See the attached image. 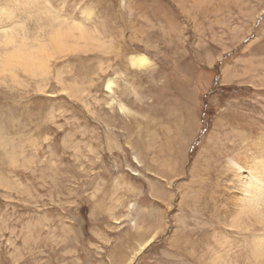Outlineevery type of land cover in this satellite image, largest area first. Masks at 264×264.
<instances>
[{
    "label": "rangeland",
    "instance_id": "obj_1",
    "mask_svg": "<svg viewBox=\"0 0 264 264\" xmlns=\"http://www.w3.org/2000/svg\"><path fill=\"white\" fill-rule=\"evenodd\" d=\"M12 27L44 67L0 71V264H259L227 211L264 156V0H0Z\"/></svg>",
    "mask_w": 264,
    "mask_h": 264
},
{
    "label": "bare ground",
    "instance_id": "obj_2",
    "mask_svg": "<svg viewBox=\"0 0 264 264\" xmlns=\"http://www.w3.org/2000/svg\"><path fill=\"white\" fill-rule=\"evenodd\" d=\"M36 1V0H35ZM193 3L195 4H200L202 3L203 0H192ZM205 1V0H204ZM201 7V6H200ZM32 14V13H31ZM46 15V14H45ZM87 15H90L89 13H87ZM48 17V16H47ZM85 17V16H84ZM59 21V20H58ZM62 21V20H61ZM64 23V20L62 21ZM66 22V21H65ZM53 23V21H52ZM68 23V22H66ZM23 26V25H22ZM48 26V25H47ZM74 27H78L77 30H79V38L81 39H86L87 37H90V36H87L85 38V32H87V27H86V30L84 28V26L82 25H79V24H74ZM62 28V27H61ZM60 28V30H61ZM64 28V27H63ZM67 28V26H66ZM23 29V28H22ZM69 29V28H67ZM59 30V31H60ZM15 30H13V27L12 29L9 31H4V33H2V36H5L6 38L2 39L1 40V44L5 46L4 50L5 52L7 51V47H6V44H10L12 46V49L9 51H7L6 53L7 54H3V58L2 61H0V71H6L5 67H9L10 70H12L13 66H17L18 64H20L19 62H25L27 64H24L26 65L27 67H25L23 65V63H21L27 70H31V69H36L37 67H41L42 66V63H40V61H42V59H40L39 57V62L36 58L35 53H38V51H36L35 53L33 51L34 48H33V51H29V50H32V49H29L28 51L24 52L23 50L25 49H28L29 46L27 47V45H25L26 43H23V45H25L27 48H25L23 45H21L20 43L17 44L16 46V41L17 40H14V38L16 36H14L15 33H13ZM18 31V30H17ZM70 31V32H69ZM68 31V35L71 34V32H73V30H69ZM89 31V30H88ZM58 32V31H57ZM19 33V32H18ZM67 33V32H66ZM88 33V32H87ZM59 34V32H58ZM63 32L61 30V33L60 35H62ZM65 34V33H64ZM78 34V33H77ZM91 34V33H90ZM22 35V34H21ZM20 35V36H21ZM54 35H55V32H54ZM57 35V34H56ZM55 35V37H56ZM59 35V38H61V36ZM25 36V35H24ZM58 36V35H57ZM72 36L73 38H75V40H79L77 39V36L75 37L72 33ZM22 37V36H21ZM66 36H63L62 38H64ZM69 37V36H68ZM92 37V36H91ZM25 37H23L24 39ZM28 38V37H27ZM26 38V39H27ZM59 38H56L57 40L60 41ZM62 38H61V42H62ZM71 38V37H70ZM20 39V38H19ZM22 39V38H21ZM67 39V37L65 38ZM98 39V38H97ZM96 39V40H97ZM25 40V39H24ZM41 40V39H40ZM69 40V39H68ZM87 40V39H86ZM85 40V41H86ZM89 40V39H88ZM92 40H93V37H92ZM92 40L88 41V42H91ZM19 42H21L20 40H18ZM23 41V40H22ZM66 41V40H65ZM63 40V43H57L60 47H62L65 43ZM82 41V40H81ZM94 41V40H93ZM6 42V43H5ZM65 42V43H64ZM87 42V41H86ZM85 42V43H86ZM69 43V42H68ZM74 43V42H73ZM7 44V45H8ZM33 44V43H32ZM41 44V43H40ZM95 44V43H94ZM10 45H9V48H10ZM23 46V48H17V47H20ZM62 45V46H61ZM67 45V44H66ZM65 45V46H66ZM76 45V43H75ZM89 45V44H88ZM91 45V44H90ZM16 46V47H15ZM47 46V45H46ZM55 46V45H54ZM68 46V45H67ZM73 46V45H72ZM71 46V47H72ZM34 47V46H32ZM57 46H55V49H56ZM59 47V48H60ZM75 47V46H74ZM73 47V48H74ZM38 48V47H36ZM58 48V47H57ZM62 48H65V47H62ZM41 52L42 50H44V48H40ZM61 49V48H60ZM66 49V48H65ZM64 50V49H63ZM95 50V49H94ZM61 51V50H60ZM67 51V50H66ZM110 51V50H109ZM115 52V51H114ZM43 53V52H42ZM58 53V52H57ZM1 56V55H0ZM38 56V55H37ZM43 57V56H42ZM33 61H36L37 64H35ZM128 61L132 67L134 68H137V69H142V68H145L147 66H149V60L148 58L145 56V54L143 53H138V54H133V55H130L129 58H128ZM39 63V64H38ZM45 64V62H43ZM21 66V67H23ZM44 67V66H42ZM16 69V68H15ZM37 70H40L37 69ZM15 73V70H13ZM36 70H34L35 72ZM9 72V71H8ZM11 73V71H10ZM42 74V73H41ZM115 81V80H114ZM113 79L111 78H108L107 81H106V84H105V87L106 89H108L111 93L114 92L112 90V87L115 85ZM116 82V81H115ZM110 97V96H109ZM115 100V99H114ZM114 100H112V102H114ZM119 104V103H118ZM120 107L123 108V106L120 104ZM247 153V152H246ZM248 155V154H247ZM247 158V157H246ZM246 160V159H245ZM232 161V160H231ZM233 163L237 164L235 161H232ZM242 162V161H241ZM245 162V165H242V163L240 164V167H244L246 168L250 174L247 175L246 177L244 178H240V177H237L239 178L238 179V182L241 184V186L239 187L241 189V193H242V197L240 196L239 198H237V201L235 203V206L233 209H228L229 211H227V214H228V218H229V224L232 223L233 221L237 220V219H240L241 218V214H246L247 212L248 213H251L253 214V216L255 217L256 221L262 225L264 223V156H261L260 158L256 159V160H252L250 161V164H248V161H244ZM233 165L230 163V167H232ZM233 169V168H232ZM238 176V175H237ZM225 216V215H224ZM225 222V220H224ZM227 223V222H226ZM235 223V222H234ZM233 223V224H234ZM227 225V224H226ZM231 225V224H230ZM235 225V224H234ZM260 227H263V226H260ZM264 228V227H263ZM257 230V229H256ZM255 230V231H256ZM253 230V232H255ZM253 248H252V253L255 257L256 260H258V263L259 264H264V229L261 230V231H258V232H255L254 233V237H253ZM148 241V239H147ZM146 243V242H145ZM143 245V244H142ZM139 249L138 250H142L143 247L141 246L138 247ZM133 258V257H132ZM131 262V261H130ZM217 264V262H216Z\"/></svg>",
    "mask_w": 264,
    "mask_h": 264
}]
</instances>
